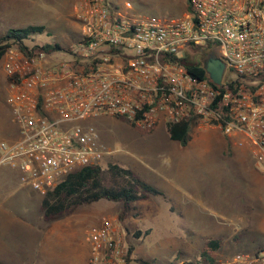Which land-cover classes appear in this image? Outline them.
Returning <instances> with one entry per match:
<instances>
[{
  "label": "built area",
  "instance_id": "2783aa9c",
  "mask_svg": "<svg viewBox=\"0 0 264 264\" xmlns=\"http://www.w3.org/2000/svg\"><path fill=\"white\" fill-rule=\"evenodd\" d=\"M188 3L187 14L159 22L111 12L106 0H79L73 59L54 64L45 54L26 58L10 49L5 102L19 138L0 142V170L15 171L21 185L44 197L69 175L101 164L99 136L88 122L110 117L144 132L160 118L215 126L264 174V0ZM203 50L234 77L223 73L215 84L172 60H195ZM85 240L87 264H145L113 218L92 226ZM207 264H264V247Z\"/></svg>",
  "mask_w": 264,
  "mask_h": 264
},
{
  "label": "rangeland",
  "instance_id": "374dc122",
  "mask_svg": "<svg viewBox=\"0 0 264 264\" xmlns=\"http://www.w3.org/2000/svg\"><path fill=\"white\" fill-rule=\"evenodd\" d=\"M111 12L164 22L187 14L185 0H106ZM79 0H0V37L8 29L43 26L37 44H58L50 55L58 64L73 59L81 38ZM202 53L185 56L202 60ZM7 59L0 62V142L9 141L12 125L6 106ZM234 75L225 71L224 78ZM88 125L98 133L104 153L101 164L127 163L130 155L159 153V174L146 177L163 197L135 205L120 222L122 204L99 201L80 206L52 222H44L40 197L34 190L0 170V264H87L88 230L104 217L117 220L124 242L136 260L147 264H200V251L209 238H220V258L254 253L264 247V174L249 152L212 125L195 126L188 146L181 148L161 135L137 130L121 119L97 118ZM151 138V139H150ZM170 148L172 157L165 153ZM156 150V151H155ZM135 152V153H134ZM171 164H175L177 181ZM170 174V175H169ZM182 185L187 192L180 187ZM141 232L139 237L135 233ZM147 233V234H146Z\"/></svg>",
  "mask_w": 264,
  "mask_h": 264
},
{
  "label": "trees",
  "instance_id": "16d2710c",
  "mask_svg": "<svg viewBox=\"0 0 264 264\" xmlns=\"http://www.w3.org/2000/svg\"><path fill=\"white\" fill-rule=\"evenodd\" d=\"M187 11L189 12L188 0H185ZM43 26H27L22 29H9L0 37V62L10 49H15L24 57L31 58L45 54L50 56L56 52H61L58 45L37 44L35 36L44 33ZM202 60L190 61L187 57L172 60L184 66L187 72L194 78L206 77L205 61L212 53L203 50ZM13 78L7 77V82ZM166 132L169 139L178 143L181 147H186L192 138V132L197 123L193 121H182L179 123H166ZM151 132V131H150ZM163 197L164 194L148 184L138 174L132 170L115 163H107L83 168L60 182L54 189L47 192L41 198L40 212L44 222H52L63 214H71L80 206H87L99 201L122 204V211L118 215V220L122 222L134 211L135 205L150 200L152 197ZM141 232L135 233L139 237ZM147 234V233H146ZM223 246L220 238H209L201 249L200 264L213 263L219 258L218 251ZM129 252L132 248L129 247ZM142 263L147 262L139 260Z\"/></svg>",
  "mask_w": 264,
  "mask_h": 264
},
{
  "label": "crops",
  "instance_id": "0c3cea01",
  "mask_svg": "<svg viewBox=\"0 0 264 264\" xmlns=\"http://www.w3.org/2000/svg\"><path fill=\"white\" fill-rule=\"evenodd\" d=\"M100 118H110V117H100ZM110 119H112V118H110ZM115 119H117V118H115ZM10 121H11V117H10ZM11 124L12 125L8 126V129H9L8 130L9 131V141L8 142H10V143L11 142H15L19 138V133H18L17 127L12 122H11ZM165 124L166 123L164 122L163 118H160L157 126L151 132H146V133H154L155 134V132L157 131L158 127L160 125H164V131H163L164 133L161 135L162 136L161 139L163 138L165 140V142L167 143L168 140L169 141H171V140L169 139V136H168V134L166 132V125ZM142 132H144V131H142ZM171 142H173V141H171ZM173 143H175V142H173ZM175 144L180 146L178 143H175ZM170 148H176V146H173V147L167 146V148L166 147L164 148L165 153H167L169 155V157L171 158V161H172L173 159H172V157L170 155L172 150ZM181 148H183V147H181ZM132 153L130 155H128V156H130V159L127 160V163L124 162L123 164H120V166L132 170L133 172L138 174L143 180L147 179L146 177L143 176L144 174H146V172L149 175H155V174H159L160 171L164 170V169L158 167V156H159V153L154 152L153 150H147V149H146L145 152L140 153V154L139 153H135V152H134L135 154H132ZM175 167H176L175 164L174 165L171 164L169 166V168H172L171 172L174 175L173 178L176 179V181H177V174H175V172H176L175 171ZM7 171H9V172H6L7 176H9L13 181H15V180L18 181V176H17V173L15 171H11L9 169H7ZM145 181L148 184H150L148 181H153V180H149L148 179V181L147 180H145ZM150 185H152V184H150ZM180 187L183 189L184 192H187V190H185V188L182 185H180ZM40 202H41V200L39 201V205H40Z\"/></svg>",
  "mask_w": 264,
  "mask_h": 264
},
{
  "label": "water",
  "instance_id": "95a60500",
  "mask_svg": "<svg viewBox=\"0 0 264 264\" xmlns=\"http://www.w3.org/2000/svg\"><path fill=\"white\" fill-rule=\"evenodd\" d=\"M224 69V63L219 58L212 55L207 58L205 63V71L213 83L220 84Z\"/></svg>",
  "mask_w": 264,
  "mask_h": 264
}]
</instances>
